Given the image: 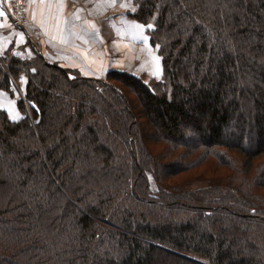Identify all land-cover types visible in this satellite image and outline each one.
<instances>
[{
    "label": "trees",
    "instance_id": "16d2710c",
    "mask_svg": "<svg viewBox=\"0 0 264 264\" xmlns=\"http://www.w3.org/2000/svg\"><path fill=\"white\" fill-rule=\"evenodd\" d=\"M130 1L159 78L0 54V264H264V0Z\"/></svg>",
    "mask_w": 264,
    "mask_h": 264
},
{
    "label": "crops",
    "instance_id": "0c3cea01",
    "mask_svg": "<svg viewBox=\"0 0 264 264\" xmlns=\"http://www.w3.org/2000/svg\"><path fill=\"white\" fill-rule=\"evenodd\" d=\"M2 2L3 0H0V10L4 12V15L0 16L1 55L9 48L14 54L29 55L32 45L50 62L76 68L85 75L102 76L106 75L109 69L125 66L134 59H141L139 48H146L148 52L145 60L148 61L149 69L147 73L150 72L149 75L155 77L151 72L157 73L159 65L162 73L161 57L157 47L150 42L149 27L130 16L134 10L130 0H115V3L111 0H65L62 7L55 3L44 5L39 3V0H29L28 14L33 22L23 29H11L6 26L5 17H8V14ZM123 4H127V7H123ZM124 8L129 9V15L124 12L122 18L121 12ZM119 13L121 14L117 20L113 21L111 18ZM99 17L108 19L106 27L113 29L112 36L106 37L102 33L103 24H99ZM125 33L128 39L125 38ZM108 40L113 41L112 50ZM26 43L30 44V48L20 49ZM141 66L143 65L137 68L142 69ZM25 79L22 76L20 80L26 83ZM10 99L7 92H0V108H4L11 118L22 117L15 105L16 98L11 99H14V104ZM4 100L6 103L2 104Z\"/></svg>",
    "mask_w": 264,
    "mask_h": 264
},
{
    "label": "rangeland",
    "instance_id": "374dc122",
    "mask_svg": "<svg viewBox=\"0 0 264 264\" xmlns=\"http://www.w3.org/2000/svg\"><path fill=\"white\" fill-rule=\"evenodd\" d=\"M121 11V10H120ZM129 11V9L128 8H124V9H122V18H124L123 17V13L125 12L126 14H128L127 12ZM121 13H119V14H117V15H115V17H113V18H111L113 21H115V20H117V17H119V15L121 14ZM27 17H28V23H26L27 24V26L31 23L32 24V18H31V16H29V14H28V11H27ZM129 15V14H128ZM8 16V15H7ZM5 18H7L6 20H7V23H6V26H10V28L11 27H13L12 26V24L10 23V20H9V17H5ZM99 19V24H103V30H102V33L103 34H105V36L106 37H110V36H112V33H113V29L111 28V27H109V26H107L106 27V22L108 21V19H102V17H99L98 18ZM2 20V18L0 19V21ZM138 22V21H137ZM26 26V27H27ZM123 26V25H122ZM125 27H126V25H124ZM16 27V26H15ZM12 29V28H11ZM150 29V28H149ZM115 36L116 35H114V37L113 38H115ZM112 38V39H113ZM125 38L126 39H128V35L125 33ZM115 41V40H114ZM109 45H110V48H111V50H112V47H113V41H111V40H108V42H107ZM30 48V44L29 43H26V45H24V46H22V47H20V49H22V50H25V48ZM139 48V47H138ZM121 50H122V46H121ZM139 51L141 52V54H142V58L141 59H134V60H132V61H130V62H123L124 64H125V66H120L119 68H113V69H109L107 72H106V75H102V76H95V77H99V78H101V79H105L106 80V78H107V75H108V73L110 72V71H113V70H117V71H125V72H128V73H132V74H138L139 76H141V75H145L146 76V80L148 81L152 76H150L149 75V73H147L148 72V67H147V63H148V61L147 60H145V57H146V55H147V50H146V48H139ZM123 56V55H122ZM143 65V66H141V68L143 69V70H145V71H143L142 69H140V68H137L139 65ZM129 66V67H128ZM140 70H142V71H140ZM152 74L154 73V76L156 77V78H159L160 76V74H161V65H159V69H158V71H157V73H155V72H151ZM156 74H158V75H156ZM159 76V77H158ZM26 79V82H27V77L26 76H24ZM20 79H21V77H20ZM20 79H14L13 80V95H11L8 91H6V90H4V89H1L0 90V92H2V91H4L5 93L7 92L8 93V96L10 95V98L12 99V98H16V101H15V105H17V100L19 99V98H22L23 96H24V94H25V84L26 83H23V82H21V80ZM131 97L132 98H134L133 97V95H131ZM10 99V100H11ZM14 100V99H13ZM13 100H11V101H13ZM4 103H6V100H4V101H2V104H4ZM13 104H14V101H13ZM134 106H135V111H136V113H138L139 112V107H137L135 104H133ZM0 109H3V110H5L4 108H0ZM17 110H19L20 111V109L18 108V105H17ZM6 111V110H5ZM21 112V111H20ZM26 114H29V116H31L32 115V112H31V110L29 109V107L28 106H26ZM8 113V112H7ZM21 114H22V116H24V114L25 113H22L21 112ZM8 116H9V114H8ZM10 117V116H9ZM10 119H12L11 117H10ZM13 120V119H12ZM140 122H142L143 124H145V121H144V119H141L140 120ZM202 168V167H201ZM200 167L199 168H197V169H195L193 172H195V173H198L200 170H202ZM207 185V181H206V179H196L195 181H193L192 183H191V188H193V189H195V188H201V187H205ZM152 186H153V188H155V185H154V183L152 184Z\"/></svg>",
    "mask_w": 264,
    "mask_h": 264
},
{
    "label": "built area",
    "instance_id": "2783aa9c",
    "mask_svg": "<svg viewBox=\"0 0 264 264\" xmlns=\"http://www.w3.org/2000/svg\"><path fill=\"white\" fill-rule=\"evenodd\" d=\"M2 4L13 27H23L28 23L29 0H3Z\"/></svg>",
    "mask_w": 264,
    "mask_h": 264
},
{
    "label": "snow or ice",
    "instance_id": "6c2138e0",
    "mask_svg": "<svg viewBox=\"0 0 264 264\" xmlns=\"http://www.w3.org/2000/svg\"><path fill=\"white\" fill-rule=\"evenodd\" d=\"M33 2H35V0H33ZM111 2L115 3V0H111ZM39 3L44 4V5H51L52 3H55V4H57V5L62 7L64 5V3H65V0H39ZM122 6L123 7H127V4H123ZM77 11H80V10H77ZM3 15H4V12L2 10H0V16H3ZM77 18H79V17H77ZM148 27L151 28L152 25L149 24ZM19 118L20 117H18V116H13L12 117V119H14V120L15 119H19Z\"/></svg>",
    "mask_w": 264,
    "mask_h": 264
},
{
    "label": "bare ground",
    "instance_id": "6f19581e",
    "mask_svg": "<svg viewBox=\"0 0 264 264\" xmlns=\"http://www.w3.org/2000/svg\"><path fill=\"white\" fill-rule=\"evenodd\" d=\"M26 26H27V24H25V26H23V27H19V28H22V29H23V28H25Z\"/></svg>",
    "mask_w": 264,
    "mask_h": 264
}]
</instances>
